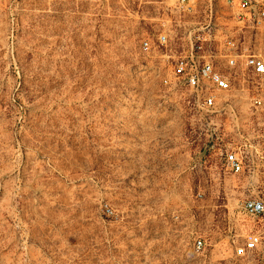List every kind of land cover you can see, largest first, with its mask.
Masks as SVG:
<instances>
[{
	"label": "rangeland",
	"instance_id": "374dc122",
	"mask_svg": "<svg viewBox=\"0 0 264 264\" xmlns=\"http://www.w3.org/2000/svg\"><path fill=\"white\" fill-rule=\"evenodd\" d=\"M191 1L0 0V264H245L234 244L264 230L241 210L264 194V77L228 67L222 38L264 58V23ZM208 20L203 54L231 86L204 109L173 67Z\"/></svg>",
	"mask_w": 264,
	"mask_h": 264
},
{
	"label": "built area",
	"instance_id": "2783aa9c",
	"mask_svg": "<svg viewBox=\"0 0 264 264\" xmlns=\"http://www.w3.org/2000/svg\"><path fill=\"white\" fill-rule=\"evenodd\" d=\"M176 9L182 13L189 11L191 0H174ZM229 8H233L234 17L252 27H258L264 23V0H226ZM218 29L211 20L200 24L198 28L188 33L189 50L183 56L174 60L173 75L176 80L185 86L196 97V105L204 109L214 108L216 95L219 91L230 89L229 80L217 69L211 56L204 55L206 49L211 47L219 36ZM157 41L163 45L166 42L165 35H158ZM222 46L225 49L222 57L230 68L244 64L249 73L255 77H264V58L250 53L247 49H241L234 39L224 36ZM144 48H148V42L143 41ZM202 54V55H201ZM254 107L264 106V100L253 98ZM226 167L233 173L244 170L242 156L236 151L227 152L224 157ZM241 210L251 219L264 218V194L250 197L242 201ZM195 247L200 249L202 241H195ZM233 254L235 258L248 260L257 255V264H264V233L258 229L250 230L243 237L242 242L234 244Z\"/></svg>",
	"mask_w": 264,
	"mask_h": 264
},
{
	"label": "crops",
	"instance_id": "0c3cea01",
	"mask_svg": "<svg viewBox=\"0 0 264 264\" xmlns=\"http://www.w3.org/2000/svg\"><path fill=\"white\" fill-rule=\"evenodd\" d=\"M202 1H204V4H206V5H208L209 2H210V0H202ZM221 1H222V2H221V9H233V8H229L228 6H226L223 0H221ZM191 2H192V3H191V6H190V9H189L188 12H192L193 9H197L196 4L193 3V1H191ZM198 7H199V6H198ZM206 9H210V8H209V5L206 6ZM214 9H218V8H217V5H214ZM209 13H212V10H210ZM234 18H235V17H234ZM235 19H236V18H235ZM236 21H237L238 23L248 25L247 27L250 26V24H248L247 22H246V23H243V22L238 21L237 19H236ZM260 26H261V24H260L258 27H256V28L258 29ZM223 39H224V36H223L222 40H223ZM258 230L261 231L262 233H264V230H261V229H258ZM258 258H259V257H258L257 255H255L253 258L248 259V260H245V264H251V263H253V264H257V263H258V260H257ZM243 261H244V260H243Z\"/></svg>",
	"mask_w": 264,
	"mask_h": 264
},
{
	"label": "water",
	"instance_id": "95a60500",
	"mask_svg": "<svg viewBox=\"0 0 264 264\" xmlns=\"http://www.w3.org/2000/svg\"><path fill=\"white\" fill-rule=\"evenodd\" d=\"M206 151V150H205Z\"/></svg>",
	"mask_w": 264,
	"mask_h": 264
}]
</instances>
